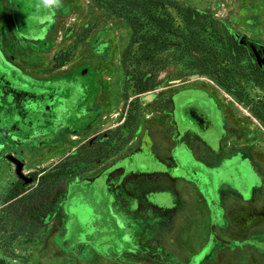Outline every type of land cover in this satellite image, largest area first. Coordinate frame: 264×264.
Returning <instances> with one entry per match:
<instances>
[{
	"label": "rangeland",
	"instance_id": "374dc122",
	"mask_svg": "<svg viewBox=\"0 0 264 264\" xmlns=\"http://www.w3.org/2000/svg\"><path fill=\"white\" fill-rule=\"evenodd\" d=\"M173 1L206 16L213 51L180 54L174 35L164 68L147 70L157 86L140 93L121 14L62 0L49 20L36 0H0V70L42 92L23 119L41 123L20 126L30 134L0 115L7 264H264V75L237 52L241 40L264 45V0ZM56 166L63 200L38 219L14 189L35 175L23 194L35 192Z\"/></svg>",
	"mask_w": 264,
	"mask_h": 264
},
{
	"label": "trees",
	"instance_id": "16d2710c",
	"mask_svg": "<svg viewBox=\"0 0 264 264\" xmlns=\"http://www.w3.org/2000/svg\"><path fill=\"white\" fill-rule=\"evenodd\" d=\"M95 1L121 14L131 27V46L123 53V64L127 68V72L136 74H134L136 76L134 87L140 93L157 86L158 83L155 82L154 77L145 76L149 69L156 68L159 70V68H164V59L168 56L174 35H178L179 39H182L179 44L183 47L177 48L180 54L185 51L187 44L191 46L194 54H201L204 51L212 53L213 51L211 43L209 44L210 40L206 41L203 36L205 35L204 27L206 25L202 20L206 16L201 11L190 6H180L173 0ZM173 10H176L182 18L180 25L175 22ZM135 45L137 49L133 51L132 47ZM243 48V46L239 45L237 52L243 53ZM231 50V48L227 49L226 52L231 54ZM258 71L264 75V69H259ZM262 111H264V108H262ZM262 111L255 109L254 113L264 122V113ZM112 152L113 150L109 151L106 156L110 157ZM86 153L89 156V150L84 152L85 156ZM61 170L59 166H56L49 173L43 175L38 187L35 188V192L23 194L26 190L23 184L19 185L13 193V198L21 195L18 199L26 203L25 209L38 219L51 216L62 201L61 194H63V191L53 195L55 190L54 182L61 174H67L65 169ZM0 264L7 263L0 259Z\"/></svg>",
	"mask_w": 264,
	"mask_h": 264
},
{
	"label": "flooded vegetation",
	"instance_id": "af4514ba",
	"mask_svg": "<svg viewBox=\"0 0 264 264\" xmlns=\"http://www.w3.org/2000/svg\"><path fill=\"white\" fill-rule=\"evenodd\" d=\"M240 46H243L244 48H247L250 51V54L252 57H254L257 61L258 68L264 69V45L247 42L245 40H241L239 43ZM41 91L36 92L33 91V89L28 88L25 85H22L21 83L17 82L15 80V77L10 71H1L0 70V115L2 114L4 120L3 121H9L11 122V125L8 127H15V131H19L20 135H28L33 130L29 129L30 127L36 126L41 122H37L35 119H30L28 124H23V119L26 115L31 112L32 109L27 108V105H36L41 104L38 101L42 100L41 98ZM33 115H31L32 117ZM126 120V119H125ZM126 122V121H125ZM20 123V124H19ZM19 124V125H18ZM26 125L28 126L27 129H22L20 126ZM7 126H4L0 122V129H5ZM11 133H6L4 135V138L11 137ZM3 137V136H2ZM9 156H13L11 154L7 155V158L9 159ZM10 160V159H9ZM14 162V161H12ZM17 165V163H16ZM46 173V170L44 171ZM43 175V174H42ZM42 175L39 177V182L41 180ZM21 183H17L15 189L23 184H29L35 181V175H31L29 179L20 177ZM25 187V186H24ZM14 189V191H15ZM14 193V192H13ZM61 199L63 200V196H61ZM59 206L57 207V212ZM53 215V214H52Z\"/></svg>",
	"mask_w": 264,
	"mask_h": 264
},
{
	"label": "clouds",
	"instance_id": "9594fccd",
	"mask_svg": "<svg viewBox=\"0 0 264 264\" xmlns=\"http://www.w3.org/2000/svg\"><path fill=\"white\" fill-rule=\"evenodd\" d=\"M62 7V0H36L35 8L36 10L43 11L47 13V19H51V14Z\"/></svg>",
	"mask_w": 264,
	"mask_h": 264
},
{
	"label": "water",
	"instance_id": "95a60500",
	"mask_svg": "<svg viewBox=\"0 0 264 264\" xmlns=\"http://www.w3.org/2000/svg\"><path fill=\"white\" fill-rule=\"evenodd\" d=\"M263 62H264V60H263ZM194 77H199V75H195ZM9 159L11 160V161H14L15 163H17V168H18V171L20 172V169H21V163H19V160L18 159H16L15 157H13V156H9Z\"/></svg>",
	"mask_w": 264,
	"mask_h": 264
}]
</instances>
